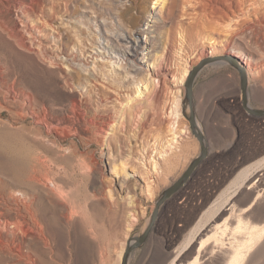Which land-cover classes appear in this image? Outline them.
I'll return each mask as SVG.
<instances>
[{
	"label": "rangeland",
	"instance_id": "rangeland-1",
	"mask_svg": "<svg viewBox=\"0 0 264 264\" xmlns=\"http://www.w3.org/2000/svg\"><path fill=\"white\" fill-rule=\"evenodd\" d=\"M114 1L0 0V211L14 210L9 193L17 197L25 192L38 220L51 224V232H46L50 248L41 257L38 250L46 247L42 241L19 249L10 235L0 236V264H25L22 256L29 250L34 264H40V258L51 264H120L127 240L142 233L156 200L200 153L187 119L185 79L180 82L185 64L191 70L205 57L240 50L243 58H251L246 72L248 105L264 109V43L230 40L214 45L210 54L209 37L224 35L226 20L210 26L209 16L189 15L183 19L187 38L182 42L175 34L182 27L175 22L141 32L151 23L157 0H125L123 6ZM126 10L131 19L120 27L115 15ZM130 29H137L136 36L146 42L137 54L126 36ZM243 29L257 38L264 34V27ZM121 32L125 39L118 36ZM67 57L71 67L89 74L93 82L66 77L74 75L64 63ZM235 59L208 63L198 72L193 98L207 155L162 203L148 238L131 252L128 264H171L199 221L208 217L206 225L222 222L229 212L222 210L230 200L245 207L261 193L246 219L264 223V114L244 109L239 71L231 62L242 68L244 63ZM152 79L158 95L140 97L148 117L140 126L142 116L132 120L126 99L137 87L146 91L142 83L150 85ZM79 98L80 106L73 108V100ZM175 104L178 122L189 132L180 139L179 156L152 174L153 191L148 195L140 167L142 161L150 165L140 153L156 156L168 136ZM102 117L113 125L103 123ZM132 130L142 131L137 139L129 134ZM128 152L132 157L121 169ZM22 159L28 165L37 160L39 182L26 180L30 170L25 171ZM113 165L117 176L110 173ZM248 170L242 186H233ZM205 236L201 230L195 239ZM232 237L226 233L225 245ZM197 245L192 244L193 250ZM250 246L243 264H264V234ZM201 259L202 264L224 261L221 252L212 260L204 252Z\"/></svg>",
	"mask_w": 264,
	"mask_h": 264
},
{
	"label": "bare ground",
	"instance_id": "bare-ground-1",
	"mask_svg": "<svg viewBox=\"0 0 264 264\" xmlns=\"http://www.w3.org/2000/svg\"><path fill=\"white\" fill-rule=\"evenodd\" d=\"M114 2L119 6H123L125 4V0H115ZM155 3L156 5L153 6V10L150 13L151 19L149 21L151 23L146 24L148 27L146 28L147 30L141 31L143 33L154 32L156 27L160 24L175 22L176 26L182 27L181 30L177 29L179 31H176L175 34L183 42L187 38L186 33H184L185 22H183V19L188 17L189 15L194 16V18H197L200 15L206 17L209 16L208 18L210 19V26L218 25L220 22L222 24L223 20H226L228 22L225 26L221 27V30H223L225 33L224 35L219 36L218 38L213 36L209 37V48L211 50L208 53L210 54L214 53V45L218 43H221V45H226L229 43L230 40H238L248 44L249 41L255 42L258 39L260 42L264 43V34L257 38L247 34L245 32V29H243L244 25L253 26L254 28L264 27L263 0H157ZM250 14H253L255 16V20H244L245 18H247V15ZM115 18L120 27H124L127 22L131 19V16L126 10L119 11V13L115 15ZM215 29L218 30L217 28ZM137 31V29H130L128 30L126 35L133 41L134 44H132L131 46L133 47L134 52L136 54L139 53L137 48L144 46L146 43L145 41L143 42L140 37L136 36ZM118 36L122 39H125V34L123 32L119 33ZM230 55L227 54V57L232 59L238 57L244 63V68L248 73V70L251 67V58H243V53L240 50H232L230 52ZM220 56L224 57L225 55ZM225 61L226 59H220L216 62ZM64 63L71 68L72 72H74V75L68 73L66 77H69L70 79H73L75 77L77 82H79L81 78L93 82L89 74H83L81 71L71 67L73 65L71 58L67 57ZM256 67H258L257 63ZM188 72L189 68L187 64H185L182 67V73L180 77L181 83L184 81ZM142 84L144 85V89L146 91L143 92L137 87L135 91L136 94L134 96L130 95L126 99L125 103L127 108L130 110L133 121H136L139 115L142 116V118L140 117L141 119L139 121L140 126H143V123H146L148 119L147 113L145 111H142L143 100H141L140 97H144L146 96V94L148 95V97H150L152 93H155L154 95H158L156 83L153 79L152 81H150V85H147L145 81H143ZM80 102V98L74 99L73 108L74 106H80ZM175 108L176 109H174V119L171 122L168 121V136L166 137L165 142L161 145L160 150L155 151L156 156H153L151 154H148L146 156L143 153H140V157L143 159L147 158L145 159V161H147V163H149L150 165V167H148L146 166V162L142 161V165L140 167V173L146 183V190L148 192V195H151L153 191V186L151 185L152 174L154 173V175H157V173L160 172L161 166L164 163L171 164L175 160V158L179 156L177 150L179 147L178 144L180 143V139H182L183 135L189 132L187 126H181L178 122V104H175ZM102 121L108 126L113 125L112 121L109 120L107 122L103 117ZM120 125L121 129L123 125L122 120L120 121ZM141 132L142 131L132 130L129 134L134 139H137ZM130 157L132 156L129 153L127 154L126 160H121V169H123V164L125 163V161L129 160ZM33 162V164L28 165L26 159L21 160V164L25 171H27V168H29L30 170L27 175H24V177L29 178L26 180L37 183L39 182L38 179H36V175L38 172L37 160H33ZM116 169L117 168L115 165L110 168V173H113L114 176L118 175L115 171ZM249 174V170L241 172L237 176L236 180L233 182V186H235L236 188L241 187L245 180L249 178ZM252 187V185H249L246 189H252ZM50 192L55 194L53 189H50ZM252 192H254L253 189L247 191L249 195H251ZM260 194L261 193L257 192L253 196L252 200L245 207H237L235 202L230 200L227 204H225L228 205V207L222 210V212L224 210L229 211L228 214L223 218L222 222L206 225L205 222L209 219L208 217H206L204 220L199 221L196 224V227L194 228L190 237L185 240L181 248L179 247L180 249L175 255V257L172 259L171 264H174V262L181 256L180 254L182 252L184 255L181 256V259L179 258V262H177V264H202L201 256L204 252L208 253L209 259L211 260L215 257L216 253L221 252L224 260L222 264H243L246 258V251L251 248L250 245L259 240V238H261V236L264 234V223L259 224L255 222H250L248 219H246L250 216V209L259 199ZM7 197L14 199L15 208H13L14 210H12V212L0 211V236H2L3 234L10 235L12 243H14V245H16L19 249H22L24 246L30 247V243H35L34 241H42L44 243V246L46 247L42 248V246H40L41 249L38 250V256L41 257L45 255V248H50V241L49 238L46 236L47 231L51 232L50 222L48 221L46 225H43L38 220L36 210L32 206V200L30 198H26L25 192H20L19 194H17V197H14L12 194L9 193ZM235 200L237 201V199ZM233 223L236 224L233 225ZM201 230L206 232V236L200 238L199 240L195 239L196 235ZM227 232H231L233 236V240L230 243L229 241L227 242L229 245H225L224 242V238L226 237ZM239 234H241L243 237L238 236ZM194 243H198L195 250H193L192 247V244ZM29 251L31 252H28L26 255L20 256L24 258L25 264H34L33 258L31 257L32 250ZM122 254L123 250L121 251V255ZM189 256L191 258L188 261H186L185 263H181V260L183 258ZM40 264L51 263L45 259L40 258Z\"/></svg>",
	"mask_w": 264,
	"mask_h": 264
},
{
	"label": "water",
	"instance_id": "water-1",
	"mask_svg": "<svg viewBox=\"0 0 264 264\" xmlns=\"http://www.w3.org/2000/svg\"><path fill=\"white\" fill-rule=\"evenodd\" d=\"M220 59H226L231 61H235L232 58H228L227 56H208L203 59H201L194 67L189 70V72L186 75L184 86H185V96L188 102V108H189V115L187 117L190 125V129L192 133L196 136V138L199 141L200 144V153L197 157H195L189 165L186 167V169L183 171V173L178 177L170 186L165 188L164 192L160 195V197L156 200L154 209L151 214V218L145 229L142 231L141 234L133 236L127 240L125 249L123 251L120 264H128L129 257L131 252L142 246V244L146 241L148 238L154 222L156 220L158 211L162 203L169 198L173 193H175L179 187L182 185V183L189 177L195 166L207 155V144L206 139L203 134V131L201 128H199V125L197 123L196 114H195V107H194V98H193V85L195 78L200 71V69L205 66L208 63H212L215 61H218ZM230 61V62H231ZM235 67H237L239 71L240 76V92H241V98H242V105L244 109L254 115H263L264 109H257V108H251L248 105V99H247V74L244 68L239 66L236 62H231Z\"/></svg>",
	"mask_w": 264,
	"mask_h": 264
}]
</instances>
